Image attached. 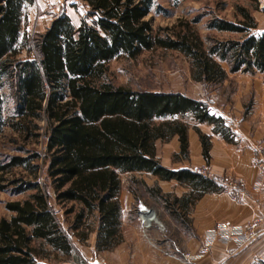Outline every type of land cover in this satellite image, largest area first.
<instances>
[{
  "label": "trees",
  "instance_id": "16d2710c",
  "mask_svg": "<svg viewBox=\"0 0 264 264\" xmlns=\"http://www.w3.org/2000/svg\"><path fill=\"white\" fill-rule=\"evenodd\" d=\"M84 1L89 10L80 25L62 13L30 40L21 37L27 7L34 0H0V85L7 84L15 97L14 114L5 118L0 90V132L9 126L24 140L45 138L41 153L23 146L27 156L16 154L0 162V189L12 194L31 191L28 198L6 204L13 216L0 219V264H61V255L73 253L72 238L56 216L52 196L37 181L41 169L52 181L56 200L73 202L67 210L75 212L71 229L85 239L83 226L94 232L99 252L112 251L124 240L120 172H147L189 186L191 192L172 200L171 194L155 188L167 211L184 223L189 221L185 210L190 202L224 189L189 168L170 169L157 156V140L178 135L180 156L188 157V131L193 128L209 160L212 137L201 130L203 123L227 142L234 141L231 126L212 111L210 100L181 91L116 85L105 79L110 60L137 58L154 48L174 49L188 58L192 78L211 86H222L234 73H264V32L254 31L256 17L245 5L237 6V22L210 19L209 30L241 34L219 40L197 32L193 24L198 16L181 21L180 27H155L148 17L154 0ZM247 1L259 7V0ZM14 167H23L30 177L9 179L6 174ZM91 216L98 223L94 228L86 220Z\"/></svg>",
  "mask_w": 264,
  "mask_h": 264
},
{
  "label": "rangeland",
  "instance_id": "374dc122",
  "mask_svg": "<svg viewBox=\"0 0 264 264\" xmlns=\"http://www.w3.org/2000/svg\"><path fill=\"white\" fill-rule=\"evenodd\" d=\"M258 3L259 7L256 8L254 3L247 0H180L178 2H175V0H154L155 6L148 17L153 20L155 27H170L173 25L180 27L181 21H193L198 16L199 21L195 22L193 26L203 38L206 39L212 34L219 40H225L227 38H239L241 34L209 30L210 19L219 17L237 22L241 18L237 11L239 4L247 6L252 14L261 19L264 16V0H259ZM159 7H162V10H159ZM88 10L89 7L84 0H34V4L27 8L21 38L28 37L31 40L34 35L43 32L48 23L51 24L54 16L62 13H67L71 16L73 22L80 25L82 17L87 15ZM190 68L191 64L183 53L169 48H154L150 51H144L137 58H129L124 55L110 60L105 79L116 85L127 86L135 90L181 91L193 98L198 97L210 101L215 97L225 104L227 100H231L234 96L240 83L239 79L242 77L240 74L243 73L230 74L229 79L222 86H211L196 82L190 74ZM260 74L264 77V73ZM0 90L5 98L4 117L9 118L15 111V97L7 84L0 85ZM248 103H246L248 105L247 109H250L252 103ZM185 120L191 122L189 118ZM39 124L44 126V120H40ZM166 142L170 141L157 140L156 147L162 148ZM23 146L32 152L41 153L45 147V138L40 136L38 140H24L12 127L6 126L0 132V162H7L12 155L16 154L27 156L28 153L20 148ZM200 167L206 168L208 176H210L209 174L212 175L207 166ZM6 176L9 179L21 176L25 179L30 177L23 167H14ZM119 177L122 183L121 193L126 195L131 193L135 197L136 202L132 210L133 217H129L128 224L122 228L123 242L112 251L99 252L96 247H92L94 232H90L86 226H83L81 231L87 232V239H85L82 238L83 235L79 236L77 232L71 229L70 223L75 212L67 213V210L73 202L61 203L56 200L52 181L46 177L45 168L41 169L37 181L44 183L46 191L52 196L50 201L56 216L68 236L72 238L74 246L73 253L70 256H60V263L87 264V260L102 257L106 259L107 264H177L180 262L178 256H183L180 263L187 264L184 261L186 255L197 250H185L179 240L181 231L184 233L191 232L190 220L188 223H184L171 215L164 207L162 199L159 196L156 197L155 188L160 187L162 191H166L169 190V186L161 187L159 179L147 172H120ZM30 192L28 190L27 192L12 194L9 190L0 189V219L2 217L10 219L13 216V212L6 207L8 202L24 200L28 198ZM139 203L149 207L152 211L151 216H156L164 223V230L153 224L149 227L143 226L135 212V206ZM77 207V204H75L76 210ZM186 219L188 220V217ZM86 220L92 223L93 228L98 225L92 216ZM45 249L47 253L52 252L47 246ZM46 260L44 259L43 262Z\"/></svg>",
  "mask_w": 264,
  "mask_h": 264
},
{
  "label": "crops",
  "instance_id": "0c3cea01",
  "mask_svg": "<svg viewBox=\"0 0 264 264\" xmlns=\"http://www.w3.org/2000/svg\"><path fill=\"white\" fill-rule=\"evenodd\" d=\"M253 15L257 20V27L254 31L263 33L264 16L260 19L255 14ZM49 25L50 23L44 31ZM232 75H237V73ZM240 75L242 76L239 79L240 83L231 100H227L224 104L218 98L213 97L210 101L212 111L221 115L231 126L234 133L233 142H227L220 134L213 132L212 125L203 123L199 125L201 130L212 137L209 160L204 158L200 136L193 128L188 131L190 148L188 157L180 156L178 135L173 136L170 142L164 143L162 148L156 147L160 162L170 169L189 168L194 171L196 167L207 166L213 176L230 175L244 178L247 182V194L243 195L241 201L234 200L231 192L223 189L206 192L194 203L190 202L187 205L185 214L190 220L192 230L187 233L181 231L179 240L185 250L196 251L205 233L214 228L217 223L241 225L248 218L264 214V175L259 172L252 161L257 149L264 147V77L259 72L241 73ZM248 102L252 103L250 109H247L246 103ZM158 179L161 187L169 186V190L162 192L170 193L171 198L186 196L191 192L189 186L181 184L176 179H171V181ZM255 184H260L261 190H251ZM120 200L122 228H124L128 224L129 217H133L132 210L136 200L131 193L128 195L121 193ZM96 239L95 234L92 240L93 248L96 247ZM178 257L183 260V256ZM180 262L177 264H181ZM197 263L264 264V231L258 239L244 247H238L234 243L225 244L216 241L211 252L198 259Z\"/></svg>",
  "mask_w": 264,
  "mask_h": 264
},
{
  "label": "built area",
  "instance_id": "2783aa9c",
  "mask_svg": "<svg viewBox=\"0 0 264 264\" xmlns=\"http://www.w3.org/2000/svg\"><path fill=\"white\" fill-rule=\"evenodd\" d=\"M253 164L258 168L259 172L264 175V147L257 149L256 154L253 157ZM194 171L201 173L207 177L218 180V182L228 191L234 200L241 201L243 195L247 194V182L244 178H234L233 176L225 175L224 177H217L206 173V168L196 167ZM261 186L253 185L251 190L258 191ZM135 212L138 215V219L142 222L143 226H151L152 224L157 228L164 230V223L160 221L156 216H151V209L144 204L139 203L135 206ZM264 231V214H258L257 216L248 218L241 225H233L226 223H218L214 228L205 233L201 244L198 246L197 251L188 253L184 261L187 264H198V259L202 258L209 252H211L213 245L216 241H221L225 244L234 243L238 247H244L250 242L259 238ZM87 264H107L104 258H94L87 260Z\"/></svg>",
  "mask_w": 264,
  "mask_h": 264
}]
</instances>
